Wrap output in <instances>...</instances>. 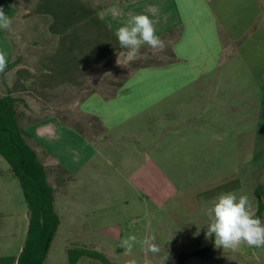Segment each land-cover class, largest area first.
I'll use <instances>...</instances> for the list:
<instances>
[{
    "label": "crops",
    "instance_id": "1",
    "mask_svg": "<svg viewBox=\"0 0 264 264\" xmlns=\"http://www.w3.org/2000/svg\"><path fill=\"white\" fill-rule=\"evenodd\" d=\"M0 9L10 21L8 28L0 27V53L5 60L0 82L6 88L0 97L10 91L23 99L29 87L50 93L75 86L87 70L108 64L120 53L114 33L130 12L155 20L156 34L170 52L169 60L135 68L114 94L97 89L78 101L83 118L98 119L105 133L99 140L80 133L65 117L47 116L48 109L38 110L39 115L25 123L19 113V123L40 161L44 165L56 161L58 168L46 170V175L55 185L54 206L60 217L62 210L77 212L74 192L83 194L76 186L80 173L93 161L102 165L105 153L116 154L120 170L137 178L164 176L166 162L178 157L187 139L197 147L196 157L204 155L208 161L225 157L215 154L217 148L210 150L211 143H233L238 148L236 160L247 164L248 147L258 137L249 126L264 129V0H0ZM14 61L17 65L7 69ZM231 81L239 82V88L221 89ZM249 82L262 90L256 91ZM216 95L218 104H213ZM232 95L239 98L234 105L220 100ZM251 97L259 99L250 105ZM249 121L251 125L243 127ZM216 127L228 134L215 137ZM90 171L87 177L100 176L102 168L97 164ZM257 208L258 202L254 214ZM63 236L70 239L67 232ZM73 241L80 244L75 246L102 252L109 260L115 255L114 250L112 255ZM71 247L65 245L66 257ZM207 247V255L190 256L183 264H264V247L242 244L236 251L223 250L211 239L206 246L181 251L178 264L180 256ZM49 254L50 250L46 264H55L49 263ZM218 254L222 260L216 259Z\"/></svg>",
    "mask_w": 264,
    "mask_h": 264
},
{
    "label": "rangeland",
    "instance_id": "2",
    "mask_svg": "<svg viewBox=\"0 0 264 264\" xmlns=\"http://www.w3.org/2000/svg\"><path fill=\"white\" fill-rule=\"evenodd\" d=\"M28 19L36 22L33 18ZM169 54L166 46L162 50L146 47L141 49L136 61L119 66L115 57L108 64L91 70L86 80L75 86L50 93L29 87L23 99L20 98L22 101L18 102V111L24 114L20 122H30L39 115L35 112L48 109V113H45L47 116L65 117L69 122L78 123L86 129L88 137L99 140L105 133L97 122L79 114L78 101L92 86L109 94L114 88V85L109 84H118L139 65L169 60ZM121 61L123 63V57ZM236 84L239 82H225L221 89L231 91L239 88ZM249 84L258 92L262 90L260 86L256 88L255 83ZM5 89L0 82V95ZM249 95L254 96L253 93ZM240 98L245 99L244 95H240ZM223 99V103L234 105L239 98L232 95L220 100ZM258 99L251 97L248 102L252 105ZM212 100L213 104H218L217 95ZM245 125H251L250 121L243 124V127ZM228 126L229 124L226 128ZM250 130L257 131L258 137L256 143L248 147L250 158L247 164L236 160L238 148L233 143L226 146H221L218 142L211 143L210 150L217 148L215 154L221 153L225 157L208 161L204 155L196 157L198 149L191 139H187L184 146H180L178 157L166 162L168 169L164 176L155 173L149 178H137L127 176L126 172L124 174L120 170L116 154L104 152L102 165L99 161H93L80 173L76 186L83 190V194L74 192L78 198L77 212L72 213V209L65 213L64 210L59 212L60 225L50 248L49 263L54 261L55 264H68L65 245H80L74 239L81 244H91V248H102L101 251L112 255L114 250L115 255L109 257L114 264H178L177 257L181 251L190 252L208 245L210 239H205L209 222L207 209L218 194L228 191L245 194L250 200L252 212L256 210L258 198L254 191L257 187L264 188V129L254 130L249 126ZM219 133H222V137L228 134L226 129L218 130L216 127L215 137ZM201 153L200 150L199 154ZM97 164L102 168L101 175L87 177ZM45 165L48 173L50 169L54 171L58 168L56 161H48ZM48 177L51 179L50 174ZM58 185L61 188L65 186ZM53 186L55 187L54 184ZM27 230L28 207L21 186L10 165L0 155V264H12L18 257ZM66 232L70 234V239L63 236ZM130 235L137 237L132 253L126 255L125 251L118 252L121 240ZM152 237L160 249L155 254L147 251V244L144 243L145 239ZM71 242L73 243L70 244ZM173 250L178 251L174 258ZM169 251L171 253L168 255ZM218 256L216 259L222 260L223 256ZM88 259L90 258L83 259L81 264H87ZM92 260V264H98L97 260Z\"/></svg>",
    "mask_w": 264,
    "mask_h": 264
},
{
    "label": "trees",
    "instance_id": "3",
    "mask_svg": "<svg viewBox=\"0 0 264 264\" xmlns=\"http://www.w3.org/2000/svg\"><path fill=\"white\" fill-rule=\"evenodd\" d=\"M123 51L122 49L120 52ZM16 65V61H14L7 66V69ZM142 66L144 65H139L136 68ZM93 69L95 68L87 70L83 80L78 83L86 80L87 75ZM127 78L128 76L116 85L109 84L114 85L109 94H114ZM90 89L89 92L97 90L95 86ZM19 101L21 99L13 96L10 91L0 97V155L10 165L17 178L28 207L27 235L16 264H46L51 243L60 225V217L54 206L56 190L48 182L45 165L38 158L37 151L28 143L25 132L19 123ZM88 119L100 125L97 118L88 117ZM71 124L80 133L86 134V130L78 123ZM255 194L258 198L255 216L261 219L264 212V188L257 187ZM209 251L210 247H207L194 253L185 254V256H180L179 263L183 264L184 259L190 256H205ZM83 256L97 260L102 264H113L102 252L94 249L80 246L67 249L69 264H78Z\"/></svg>",
    "mask_w": 264,
    "mask_h": 264
},
{
    "label": "clouds",
    "instance_id": "4",
    "mask_svg": "<svg viewBox=\"0 0 264 264\" xmlns=\"http://www.w3.org/2000/svg\"><path fill=\"white\" fill-rule=\"evenodd\" d=\"M128 20L114 33L123 52L117 54L116 64L126 66L136 61L142 47L162 50L164 41L156 34V21L146 14L128 13ZM10 21L4 11L0 9V27L8 28ZM123 57V63L121 61ZM5 60L0 53V70H3ZM208 224L205 239L213 240L218 249L236 251L242 244L250 247H264V221L256 217L251 210V203L247 195L228 191L218 194L207 209ZM137 242L135 235H130L120 242L125 254H131ZM147 251L159 252L155 238L144 240ZM134 264V262H133Z\"/></svg>",
    "mask_w": 264,
    "mask_h": 264
}]
</instances>
